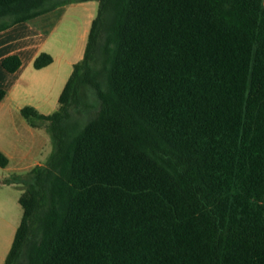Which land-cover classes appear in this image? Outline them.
<instances>
[{
    "label": "trees",
    "instance_id": "trees-1",
    "mask_svg": "<svg viewBox=\"0 0 264 264\" xmlns=\"http://www.w3.org/2000/svg\"><path fill=\"white\" fill-rule=\"evenodd\" d=\"M86 1L0 0V32ZM96 1L59 109L21 110L54 148L4 264H264V0Z\"/></svg>",
    "mask_w": 264,
    "mask_h": 264
},
{
    "label": "rangeland",
    "instance_id": "rangeland-1",
    "mask_svg": "<svg viewBox=\"0 0 264 264\" xmlns=\"http://www.w3.org/2000/svg\"><path fill=\"white\" fill-rule=\"evenodd\" d=\"M90 5L94 7L92 11H87V6L73 3L65 8L64 13L56 12L51 16L46 26L63 14L50 32L45 47V52L55 59L51 72H34L36 82L32 84L35 85V94L18 89L17 102L12 106H0V150L7 156L9 154L11 160L7 168L0 167V264H4L9 254L23 217L24 211L19 199L31 179L29 167L46 164L54 148L48 132L39 131L41 137L37 136L36 140L31 136L23 125L25 120L17 106L32 102L39 105L44 113H54L59 109V98L64 85L56 79L55 73L61 69V65L64 66L63 61L66 59L78 60V56L83 55L91 22L99 12L98 1ZM90 5L88 4L89 7ZM43 128L47 129L45 125ZM8 179L16 182H5Z\"/></svg>",
    "mask_w": 264,
    "mask_h": 264
},
{
    "label": "crops",
    "instance_id": "crops-1",
    "mask_svg": "<svg viewBox=\"0 0 264 264\" xmlns=\"http://www.w3.org/2000/svg\"><path fill=\"white\" fill-rule=\"evenodd\" d=\"M95 1L96 0L86 1V2H75V4L80 6H87V11H92L94 7H92V5L90 4H94ZM71 4L73 3L60 6L51 12L45 13L27 22L16 24L10 27L9 29L0 32V90L5 91V97L3 98V100L0 101V106H5L7 104L11 105L17 102L18 89H21V91L24 92H28L29 94L30 93L35 94V87H34L35 85L32 84L36 82L34 80L36 76L34 72H39V73L51 72L52 66L55 64V59L52 64L41 69L35 68L34 62L41 53L45 52V47L48 42L49 34L53 30V28L56 27L57 21L63 14L58 16L57 20L51 23L48 22L49 25L47 26H46L47 24L46 22L50 20L53 17V14H55L56 12L60 14L63 11L64 13L65 8ZM88 4L90 5V7L88 6ZM95 18L96 17H94L93 20ZM91 25H90V29H91ZM82 53L83 55L81 54L78 56L77 58L78 60L66 59L65 61H63L64 66L61 65V69H58L56 71L55 77L57 80L61 82L62 86L64 85L65 87L68 79L73 73L75 64L80 62L84 58L85 50ZM11 55L19 56L22 61L21 67L16 72H8L3 67L4 59ZM63 89L61 91H63ZM27 106L33 107L40 114H44V115L52 114V113L41 112L39 105H35L32 102H29L25 105L18 104L17 109L20 111L21 115H22L21 110ZM22 117L25 120L24 121L25 123H23L24 127L27 128V130L29 131L31 136L35 138V140L37 136H38L37 138L41 137V135L38 133L39 131L49 133V131L43 127H38V128L32 127L29 121L23 115ZM3 153L5 154V152ZM8 156L7 157L9 158V164H10L11 161L10 155L8 154ZM39 165H43V164H37L34 167H29L30 171H32L35 167Z\"/></svg>",
    "mask_w": 264,
    "mask_h": 264
}]
</instances>
